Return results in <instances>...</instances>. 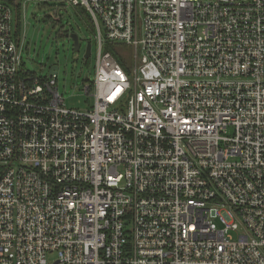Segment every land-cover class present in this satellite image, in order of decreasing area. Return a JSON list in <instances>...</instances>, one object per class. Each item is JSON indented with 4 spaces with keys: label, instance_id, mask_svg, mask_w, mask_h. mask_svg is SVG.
<instances>
[{
    "label": "built area",
    "instance_id": "2783aa9c",
    "mask_svg": "<svg viewBox=\"0 0 264 264\" xmlns=\"http://www.w3.org/2000/svg\"><path fill=\"white\" fill-rule=\"evenodd\" d=\"M25 1L0 0V264H264V0H61L86 111L24 71Z\"/></svg>",
    "mask_w": 264,
    "mask_h": 264
},
{
    "label": "rangeland",
    "instance_id": "374dc122",
    "mask_svg": "<svg viewBox=\"0 0 264 264\" xmlns=\"http://www.w3.org/2000/svg\"><path fill=\"white\" fill-rule=\"evenodd\" d=\"M19 15L21 22L17 29L13 13L12 33L15 36L18 30L21 38L24 71L47 78L50 68L57 66L56 87L65 107L77 111L90 109L93 98L84 93L83 87L94 77L96 42L84 12L61 0H26ZM64 31L78 36V52H73L72 41L65 37ZM88 43L91 54L84 59ZM116 52L125 57L130 54V50L122 46L116 47ZM56 257L52 253L47 258L53 262Z\"/></svg>",
    "mask_w": 264,
    "mask_h": 264
},
{
    "label": "water",
    "instance_id": "95a60500",
    "mask_svg": "<svg viewBox=\"0 0 264 264\" xmlns=\"http://www.w3.org/2000/svg\"><path fill=\"white\" fill-rule=\"evenodd\" d=\"M64 35L66 38H70L72 41V47H73V52H78L79 51V40L78 36L76 34H68L67 31H64ZM90 44L88 43L85 48V53H84V59H88L90 57ZM58 67L57 66H52L49 71V75H54L56 74Z\"/></svg>",
    "mask_w": 264,
    "mask_h": 264
},
{
    "label": "trees",
    "instance_id": "16d2710c",
    "mask_svg": "<svg viewBox=\"0 0 264 264\" xmlns=\"http://www.w3.org/2000/svg\"><path fill=\"white\" fill-rule=\"evenodd\" d=\"M86 17H87V16H86ZM87 20H88V21H86V22H87V25H88V26H89V28H90V27H91V25H90V21H89L88 17H87ZM107 50H111V47H109V48L107 47ZM114 57H115V56H114Z\"/></svg>",
    "mask_w": 264,
    "mask_h": 264
}]
</instances>
